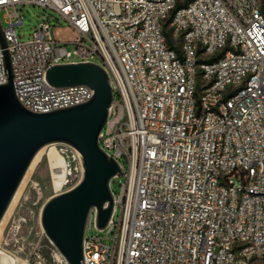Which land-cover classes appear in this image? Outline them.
<instances>
[{
	"label": "built area",
	"instance_id": "2783aa9c",
	"mask_svg": "<svg viewBox=\"0 0 264 264\" xmlns=\"http://www.w3.org/2000/svg\"><path fill=\"white\" fill-rule=\"evenodd\" d=\"M19 5L58 11L73 36H52L41 20L21 41ZM3 9L27 109L94 94L51 85L53 64L95 62L110 77L99 145L123 173L103 228L111 241L90 234L89 215L86 264H264L262 0H0ZM7 77L0 43V84Z\"/></svg>",
	"mask_w": 264,
	"mask_h": 264
},
{
	"label": "water",
	"instance_id": "95a60500",
	"mask_svg": "<svg viewBox=\"0 0 264 264\" xmlns=\"http://www.w3.org/2000/svg\"><path fill=\"white\" fill-rule=\"evenodd\" d=\"M0 43L8 76L0 84V222L36 153L50 143L69 144L81 154L83 175L73 187L46 201L41 223L67 264H86L84 238L89 215L95 209L97 228L107 226L114 210L111 181L123 173L118 161L99 145L114 100L109 74L90 61L51 65L46 70L51 85L84 84L94 94L86 101L34 112L16 95L1 22Z\"/></svg>",
	"mask_w": 264,
	"mask_h": 264
},
{
	"label": "rangeland",
	"instance_id": "374dc122",
	"mask_svg": "<svg viewBox=\"0 0 264 264\" xmlns=\"http://www.w3.org/2000/svg\"><path fill=\"white\" fill-rule=\"evenodd\" d=\"M262 3L264 5V0H262ZM18 10L23 19V23L16 27L17 35L21 41H26L32 37V33L41 20L50 22L52 36L56 35V29L59 26L69 25L58 11L51 8H44L39 5H19ZM5 13L6 10L4 9L0 12L2 28L8 25ZM67 46L70 49L73 48L72 43H68ZM53 146L58 149L64 159L65 169L50 166L48 158L51 146L47 147L43 155V161L27 183L23 200L5 226L4 247L15 252L20 259L26 260L27 264H67L56 246L46 235L41 223V213L44 204L51 196L70 189L81 179L83 167L81 156L74 147L66 143H55ZM124 165H126L125 162ZM63 173L66 176L65 183L62 191H57L54 186L53 175ZM111 187L114 192H119V178L111 181ZM119 213L120 208L118 207L116 216ZM90 234L111 241L107 238V232L104 229L94 227Z\"/></svg>",
	"mask_w": 264,
	"mask_h": 264
},
{
	"label": "bare ground",
	"instance_id": "6f19581e",
	"mask_svg": "<svg viewBox=\"0 0 264 264\" xmlns=\"http://www.w3.org/2000/svg\"><path fill=\"white\" fill-rule=\"evenodd\" d=\"M59 32V31H58ZM55 143H50L45 146H43L34 156L29 168L27 169V172L25 173V176L23 180L21 181L18 189L16 190L5 214L3 215L1 222H0V264H27L26 260H22L18 257V255L15 252H12L10 250H7L3 243H4V234H5V226L9 219L12 218L14 215L16 209L20 205L21 201L23 200V195L26 190L27 183L30 181L31 175L36 171V169L40 166L41 162L43 161V155L45 153V149L49 146H51L50 152H49V164L51 167H60L62 169H65V161L60 155L57 148H55L53 145ZM79 153V152H78ZM81 156V154L79 153ZM54 177V186L57 191H62L64 183H65V174L61 175H53Z\"/></svg>",
	"mask_w": 264,
	"mask_h": 264
},
{
	"label": "crops",
	"instance_id": "0c3cea01",
	"mask_svg": "<svg viewBox=\"0 0 264 264\" xmlns=\"http://www.w3.org/2000/svg\"><path fill=\"white\" fill-rule=\"evenodd\" d=\"M59 31V32H58ZM70 33V34H67V33ZM56 36L59 37V38H69V37H72L73 36V32L72 30H70L68 28V26H59L57 29H56Z\"/></svg>",
	"mask_w": 264,
	"mask_h": 264
},
{
	"label": "trees",
	"instance_id": "16d2710c",
	"mask_svg": "<svg viewBox=\"0 0 264 264\" xmlns=\"http://www.w3.org/2000/svg\"><path fill=\"white\" fill-rule=\"evenodd\" d=\"M263 11H264V5H263Z\"/></svg>",
	"mask_w": 264,
	"mask_h": 264
}]
</instances>
